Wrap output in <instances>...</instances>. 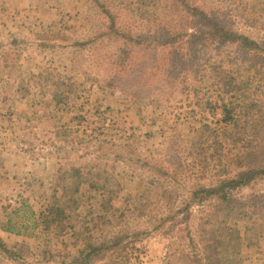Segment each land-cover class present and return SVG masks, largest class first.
<instances>
[{"label": "rangeland", "instance_id": "374dc122", "mask_svg": "<svg viewBox=\"0 0 264 264\" xmlns=\"http://www.w3.org/2000/svg\"><path fill=\"white\" fill-rule=\"evenodd\" d=\"M164 2L167 1L0 0V40L7 41L9 35L26 40L17 53L15 46L11 48L13 60L6 64L1 58L5 53L0 50V149L4 150L0 153V219L2 208L15 205L20 198L28 200L36 212L43 210L52 195L62 193L63 174L75 166L77 155H85L84 161H98L102 159V148L103 152L108 148L119 151L130 161L136 156L169 160L177 169L184 194L188 185L203 177L198 172L197 156L190 152L194 130L199 121L221 119L220 112L212 117L191 90L196 85L205 89V85L188 77L192 87H181L184 83L179 85L177 81L170 88L175 79L166 74L172 62L169 52L158 53L161 75H151L155 66L145 53L134 54L130 66L120 68L116 58L121 41L100 35L107 23L102 12L105 8L116 15L124 31L149 35L167 26L194 27L195 19ZM191 2L229 26L264 32V0ZM154 20H158L157 25ZM43 40H51L55 47L38 46ZM82 41L89 42L79 48L76 43ZM183 56L186 65L178 63L176 69L181 71L179 74L187 71L188 76L192 73L188 64L195 56L191 59L187 48ZM4 65L11 66L3 69ZM50 81L59 88L64 86L74 99L73 113L61 110V105L51 100L48 91L54 86ZM223 167L232 169L233 164L224 162ZM115 174L122 190L114 204L128 213L133 227H151L147 217L138 216L143 213L139 211L142 202H155L154 190L134 174L131 163L118 164ZM262 194L245 192L239 196L229 218L243 243L252 233L258 236V247L243 245L242 264H264ZM199 209L195 207L191 215L181 214L167 222L138 242L132 252L127 248L114 250L98 264H186L187 241L190 232L197 230ZM161 211L169 213L168 208ZM159 213L153 212L154 216ZM0 236L28 264H61L67 259L64 255L73 252L79 243L75 232L59 238L41 235L37 239L3 232Z\"/></svg>", "mask_w": 264, "mask_h": 264}, {"label": "trees", "instance_id": "16d2710c", "mask_svg": "<svg viewBox=\"0 0 264 264\" xmlns=\"http://www.w3.org/2000/svg\"><path fill=\"white\" fill-rule=\"evenodd\" d=\"M164 1L176 7L177 12L195 19L194 27L183 25L170 29L167 26L149 35L124 31L116 15L103 7L107 23L100 35L121 41L116 58L120 68L130 66L134 54L145 53L155 66L151 75H161V67H157L162 63L158 53L168 55L169 52L172 62L166 74H172L175 79L170 88L177 81L179 85L184 83L181 87H192L188 77L198 85H205V89L196 85L191 90L197 93L200 105L212 117L220 112L221 119L210 123L199 121V127L194 130L190 152L197 156L198 172L203 177L188 185L184 194L177 169L169 160L136 156L130 161L119 151L108 148L103 152L102 148V159L98 161H84L85 155H77L75 166L63 174L62 193L52 195L40 212L24 198L15 205L4 206L0 232L37 239L41 235L59 238L75 232L79 243L73 252L64 255L67 259L61 264H98L114 250L127 248L132 252L138 242L167 222L181 214L191 215V210L198 207L199 224L196 232H190L188 237L186 264H242L243 245L258 247V236L252 233L247 243H243L240 233L230 226L229 218L237 207V198L245 192L255 195L263 192L261 196H264V98H261L264 97V32H246L238 26H229L218 17L208 15L191 0ZM154 21L157 25L158 20ZM25 41L12 35L7 41L0 40L5 64L13 60L10 53L20 51ZM88 42L76 44L82 48ZM38 46L55 47L51 40H43ZM185 48L191 51V59L195 56L188 64L192 69L188 76L187 71L179 74L181 71L176 69L178 63L186 65ZM8 66L11 65H4L3 69ZM50 84L54 86L48 91L51 100L58 102L61 110L73 113L76 105L66 88H59L55 81ZM224 162H232L233 168L225 169ZM120 163H131L134 174L155 192V202H142L139 211L143 213L138 216L147 217L152 222L151 227H133L128 213L114 204L115 196L122 190L115 174ZM163 208H168L169 213L161 211ZM155 210L160 213L154 216ZM0 257L4 264H28L1 236Z\"/></svg>", "mask_w": 264, "mask_h": 264}, {"label": "crops", "instance_id": "0c3cea01", "mask_svg": "<svg viewBox=\"0 0 264 264\" xmlns=\"http://www.w3.org/2000/svg\"><path fill=\"white\" fill-rule=\"evenodd\" d=\"M2 16V15H1ZM2 31V30H1ZM4 152V150H2V149H0V153H3ZM12 154H13V152H12Z\"/></svg>", "mask_w": 264, "mask_h": 264}]
</instances>
